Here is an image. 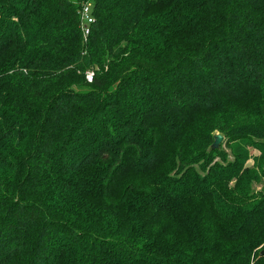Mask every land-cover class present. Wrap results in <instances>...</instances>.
Instances as JSON below:
<instances>
[{
    "label": "trees",
    "instance_id": "1",
    "mask_svg": "<svg viewBox=\"0 0 264 264\" xmlns=\"http://www.w3.org/2000/svg\"><path fill=\"white\" fill-rule=\"evenodd\" d=\"M263 181L264 0H0V264H264Z\"/></svg>",
    "mask_w": 264,
    "mask_h": 264
},
{
    "label": "built area",
    "instance_id": "2",
    "mask_svg": "<svg viewBox=\"0 0 264 264\" xmlns=\"http://www.w3.org/2000/svg\"><path fill=\"white\" fill-rule=\"evenodd\" d=\"M80 21H81V30L83 32L84 40H87L88 36L91 33V27L95 23V18L92 14L91 4L88 3L84 5L80 11ZM94 77V73L90 72L87 75L88 83H92Z\"/></svg>",
    "mask_w": 264,
    "mask_h": 264
},
{
    "label": "rangeland",
    "instance_id": "3",
    "mask_svg": "<svg viewBox=\"0 0 264 264\" xmlns=\"http://www.w3.org/2000/svg\"><path fill=\"white\" fill-rule=\"evenodd\" d=\"M216 135H217V134H216ZM214 142H215V141H214ZM220 148H224V150H226L227 153H229V154L231 153L230 150L227 148L224 139H223V141H222V143H221ZM251 154H252L253 156H259V155H260V152L257 151V150H253V149H251ZM230 158H231V157H230ZM249 165H251V163H250ZM254 188H255L258 192H259L260 190H263V189H264V181H263V183H261V184H255V185H254Z\"/></svg>",
    "mask_w": 264,
    "mask_h": 264
},
{
    "label": "water",
    "instance_id": "4",
    "mask_svg": "<svg viewBox=\"0 0 264 264\" xmlns=\"http://www.w3.org/2000/svg\"><path fill=\"white\" fill-rule=\"evenodd\" d=\"M223 139H224V137H223L222 135L217 134V135L215 136V142H214L213 145H212V149H213V150H218V149H220V146H221V143H222ZM261 256H264V251L261 252Z\"/></svg>",
    "mask_w": 264,
    "mask_h": 264
}]
</instances>
